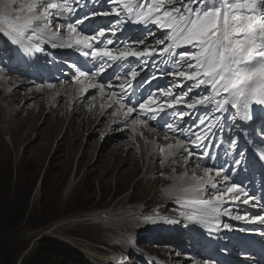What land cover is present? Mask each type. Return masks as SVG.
<instances>
[{
	"label": "rangeland",
	"instance_id": "374dc122",
	"mask_svg": "<svg viewBox=\"0 0 264 264\" xmlns=\"http://www.w3.org/2000/svg\"><path fill=\"white\" fill-rule=\"evenodd\" d=\"M14 49L3 39L0 208L4 209L1 214L7 213L12 219L0 227V241L14 264H81L40 252L37 239L43 235L68 244L90 264H114L109 257L116 254H126L133 264H152L145 262L144 256L161 264H187L188 259L175 249L172 234L146 240L145 233L153 227L145 221L108 225L111 227L89 220L68 221L107 208L112 210L98 214L114 215L127 208L163 210L168 199H162L169 195L172 184L165 183L166 169L157 167L159 159L150 162L155 172L148 169L147 154L137 148V141L144 140L127 132L120 119L103 116L100 107L87 113L91 109L86 102L72 99L68 104L64 101L69 96L66 93L64 110H58L56 117L51 115L46 103L28 94L23 79L7 70L15 68ZM43 94L53 96L52 92ZM9 100L13 102L11 108L6 106ZM168 162L172 169L173 162ZM187 168L194 169L190 164ZM164 249L167 260L160 256Z\"/></svg>",
	"mask_w": 264,
	"mask_h": 264
},
{
	"label": "snow or ice",
	"instance_id": "6c2138e0",
	"mask_svg": "<svg viewBox=\"0 0 264 264\" xmlns=\"http://www.w3.org/2000/svg\"><path fill=\"white\" fill-rule=\"evenodd\" d=\"M109 2L119 8V11L114 9L118 17L123 13L129 20L134 17L135 23H152L159 29L166 30L165 38L157 41L159 45H165L167 41L166 46L160 49L144 47L143 50H136L134 45L127 44L120 50L93 47V42L98 37L105 36V31L98 30L94 35H81L77 29L85 20L90 19L87 15L83 20H76L66 25L69 34L66 39L60 35L61 25L57 24L55 30L52 31V18L73 12V4L79 3V0H71V2L70 0H60V2L29 0L27 3L22 0H0V25L3 26L0 31L15 36L24 35L26 30H31L33 33L37 30L51 31L50 39L61 41L59 44L53 42V48L83 46L91 49L90 55L94 59L107 58L113 62L129 57L146 61V58L158 52L163 54L173 52L176 48L191 46L194 51L177 53L180 60L187 63L188 70L167 73L193 81L195 88L206 86V90L211 89L210 94L195 99L190 98L191 102L187 103L188 108L214 105L217 112L226 111L228 108L235 109L238 114L243 113L241 119H247L251 105L264 106V0H178L179 6H175L177 0H109ZM101 15L107 16L109 13ZM37 22L43 27L37 29L34 26ZM118 24L119 21H117V26ZM117 26H107V30L114 33ZM28 39L31 40L32 36ZM112 43L108 41V44ZM138 43L144 44V40L141 39ZM84 54L89 55L88 52ZM99 69L100 72L97 74L107 71L104 64H101ZM81 75L86 76L87 73H81ZM139 75L140 73L135 68L126 73V77L130 79L124 80L120 85L121 90L131 89L132 81ZM125 85L128 86L127 89ZM100 87L103 88L102 85ZM188 91L191 92L192 88L190 87ZM159 93L165 97L166 101L168 97H171V100L160 104L157 108L153 107L155 98L149 95L144 102H138L139 109L155 116L165 108H172L184 102V97L187 96V93L176 96L172 89H159ZM121 107L123 108L124 105L122 104ZM134 110V108H129L128 113ZM183 116L184 114L181 113V120ZM199 119L200 125H205V121H208L207 131L193 133L196 139L192 143L196 147L207 148L204 141L208 139L211 129L217 127L221 118L214 116ZM167 127L169 130H175L171 124ZM261 131L264 133V128ZM232 143L234 144L235 141ZM175 147L180 149L183 145L178 142ZM188 155L191 156L192 153L189 152ZM204 155L211 157V152H205ZM242 162L241 159L233 163L238 166ZM203 172L207 179L194 176L193 179H198L199 183L184 191L200 193L204 191L205 185L213 189L217 187L214 178L215 181L222 178L225 184L230 180L222 167H204ZM225 194H233V198L237 199L239 196L236 194L247 196L242 187L232 183L212 200L185 198L186 204L201 206L198 214L188 215L187 219L211 223L219 214V205L223 203ZM249 200L251 197L246 198L244 203H248ZM234 218L245 219L241 216ZM255 221L264 224V216H257ZM224 228H230V225L225 224Z\"/></svg>",
	"mask_w": 264,
	"mask_h": 264
},
{
	"label": "bare ground",
	"instance_id": "6f19581e",
	"mask_svg": "<svg viewBox=\"0 0 264 264\" xmlns=\"http://www.w3.org/2000/svg\"><path fill=\"white\" fill-rule=\"evenodd\" d=\"M29 31L30 30H26V34H24L22 36L12 35V37H11V35L6 34L7 37H10V39L6 40V43L8 45L16 47L18 49V51H17L18 55L21 53L20 47L18 45V39L22 41L21 45H26L25 43L27 41H24V37L27 36ZM3 37H5V35H3ZM43 41H45V39ZM62 51H64V50L52 52V54H47V55L53 56L55 54H59ZM40 53L42 54V50L37 48L36 55H38ZM82 53H84V51H82ZM48 59H50V58H46L45 60H48ZM76 61H78V60H76ZM22 64H23V61L21 59H18L14 64L15 68L9 67V68H7V70L9 72L13 71L14 73L12 75H15V76L22 78L23 79L22 86L25 88V90L28 92V94H30L31 96L37 97L39 102H40V100H42V102L46 103V105H45L46 110L48 112H50L51 115L54 114L53 115L54 117H56L58 110H59L58 113H61L64 110L65 107H64L63 98H64V95H66V93H68L69 96L67 98H65L64 101L68 104L71 102L72 99H74L77 103L80 101H85L87 103V105L90 106V109H91V110H89V109L86 110L87 113H90L92 110L98 109V107H100L101 108L100 113H102L103 116L107 115L110 119H113V120H118L121 118L122 114H125L123 124L127 123V125H128L127 129H126L127 132L131 133V135L136 137V138L140 139V137H141L144 140L143 143L137 141V148L140 151V153H146L147 154L146 161L148 164V169L155 172V168H153V166L150 162L153 159L155 161L157 159H159V161H156L157 167L159 169H166L165 170L166 172L164 173L165 174V183H167V185L172 184L175 187H178V188H170L172 190V194L165 196V198L162 200L167 201V199H168V201H169L175 195L176 197L182 199L180 204H176V206L178 208H183L186 211L193 210V211H195L194 214L199 213V211L201 210V206H199V205H193L192 206L190 204H186L184 202V199L185 198L201 199L203 193L201 195H199L200 193H196V192H192V191H184L185 189L182 191H177V189H182L181 186L186 181L194 180L192 185L186 189H190L191 187H194L199 183V181H197L196 179H193V176L192 177L189 176L188 173H185L182 177L178 176L180 174L179 168L181 169V168L187 166V165L185 166V161L192 163L193 167L197 166L194 163L197 160H199V158H197L198 157L197 155L190 156L189 160L184 159V160L174 161L172 163L173 169L171 171H169L168 170V164L165 161L168 153L165 149L161 148V143L163 142L161 137L158 135H155V138H153L154 135H151L148 133L150 130L149 127L143 126L142 123L137 121L135 118H133V122L131 123V126L129 125L130 122H127L129 119L128 118L129 114L132 116L136 112L135 110L131 113H126L125 109L123 111V108L121 106L119 108H117V107L111 108V106H112L111 102H108L106 104V107L104 108L102 106V104L100 103V101L103 100V94L98 95V93L94 92V94H93L94 96H90L88 93L92 92L95 88H93V89L90 88L87 90V92H81V93L77 94L78 89L75 87V85L72 82H63L62 87L55 85L52 88H50L48 86L43 87L44 86L43 84L37 85L36 83L39 82L42 77H39L38 79H36L34 77L32 79L30 76H28L25 68L22 67ZM90 65H91L90 63H87V66H90ZM37 66H40V65L37 64ZM64 68H65V66L58 68L57 71L61 73ZM52 72L57 74L55 69L52 70ZM58 77H60V76H58ZM9 78H11V77H9ZM126 87L128 88V86H126ZM83 88H84V86H83ZM98 88H100L102 90V93L104 92L103 88H101L100 86ZM128 90H131L132 94L136 95V99H133L131 102L132 108L139 105L138 102L142 101L143 96L148 95V94H146V92L144 90H140L137 87H135L134 85H132V88L128 89ZM44 92H52L53 96L47 97L44 94L42 95V93H44ZM50 99H51V102H49L47 104V101ZM12 104H13V102L10 100L6 102V106L9 108H11ZM153 107H156V106H153ZM68 108L72 109V106L69 105ZM109 109H110V112L107 113ZM142 113L144 114L145 112L142 111ZM142 113H141V115H142ZM141 118H142V116H141ZM240 126L243 128L242 124H240ZM171 133L174 134V132H171ZM164 141H166V140H164ZM171 141L172 140H168L167 142L171 143ZM161 149H163V151H161ZM179 152H180V150H178L177 148H173L171 151V154L175 155V154H178ZM242 204L245 207L247 206V204H244L243 202H242ZM106 210H112V209L107 208V209L99 211V212H104ZM99 212L95 211V212H92L90 214L81 215V216H79V221L85 222V221L89 220V221H91V224L99 223L103 227H111L108 225L116 224V223L121 224V223L126 222V221H140V222L146 221V222L154 224L156 226L161 225L164 227H168V228H170V230L171 229L177 230L181 227L183 222L184 223L187 222L183 216L177 215L176 210L173 208L165 209V210H159V211L154 210L151 212H140L139 209L135 210L132 208H127L125 210H117L116 214H114V215L109 214V215H103V216L99 215L98 214ZM80 217H82V218H80ZM93 220L100 221V222H94ZM101 222L105 223V224H102ZM119 224H116V225H119ZM116 225H113V226H116ZM156 226H153V227H156ZM188 227H191V228H188L184 231L188 232L189 234H192V238H193V235L197 236L195 224L193 222H189ZM155 234L157 235V237H165V235H167V238L170 235V234H168L167 229H165V228L156 232ZM51 238H54V237L52 236ZM167 238H165V239H167ZM57 240H59V239H57ZM161 241H165V240H161ZM179 247H181V245H179ZM160 252H161L160 256L164 260H167V257H166L167 250H165V249L160 250ZM125 255L122 256L120 254H116L114 256L109 257V260L110 259L113 260L114 264H122V263L123 264H133V262L131 260H129ZM120 256H122V257H120Z\"/></svg>",
	"mask_w": 264,
	"mask_h": 264
},
{
	"label": "trees",
	"instance_id": "16d2710c",
	"mask_svg": "<svg viewBox=\"0 0 264 264\" xmlns=\"http://www.w3.org/2000/svg\"><path fill=\"white\" fill-rule=\"evenodd\" d=\"M4 209L0 208V227L3 224L11 223V215L3 213ZM21 218V215L20 217ZM18 218V219H19ZM37 248L42 253L52 254L54 257H59V259H66L67 261L79 262L81 264H90L89 259L83 258L81 254L75 251L68 244L51 237H43L37 240ZM0 264H14L12 256L4 244L0 241ZM21 264V263H20Z\"/></svg>",
	"mask_w": 264,
	"mask_h": 264
}]
</instances>
